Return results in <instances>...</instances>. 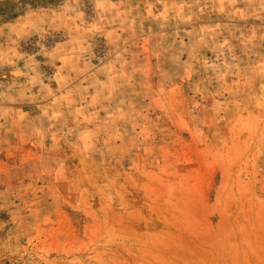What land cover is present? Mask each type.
<instances>
[{"label": "rangeland", "instance_id": "374dc122", "mask_svg": "<svg viewBox=\"0 0 264 264\" xmlns=\"http://www.w3.org/2000/svg\"><path fill=\"white\" fill-rule=\"evenodd\" d=\"M109 1L0 0V264H264V0Z\"/></svg>", "mask_w": 264, "mask_h": 264}, {"label": "crops", "instance_id": "0c3cea01", "mask_svg": "<svg viewBox=\"0 0 264 264\" xmlns=\"http://www.w3.org/2000/svg\"><path fill=\"white\" fill-rule=\"evenodd\" d=\"M109 4H112V3H111V1L107 0V5H109ZM41 11H42V9H39L37 7L34 8L32 11H27V12L25 11L22 15H19V18L16 19L15 21H21V22H23V20H25L28 17H31L32 15H34V16L41 15L42 14ZM43 11H47V10L43 9Z\"/></svg>", "mask_w": 264, "mask_h": 264}, {"label": "bare ground", "instance_id": "6f19581e", "mask_svg": "<svg viewBox=\"0 0 264 264\" xmlns=\"http://www.w3.org/2000/svg\"><path fill=\"white\" fill-rule=\"evenodd\" d=\"M16 75H19V73H16Z\"/></svg>", "mask_w": 264, "mask_h": 264}]
</instances>
